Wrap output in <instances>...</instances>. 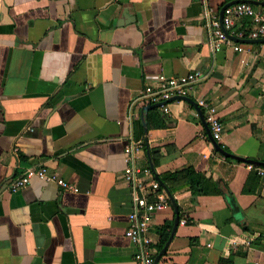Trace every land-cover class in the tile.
Listing matches in <instances>:
<instances>
[{
  "label": "crops",
  "instance_id": "1",
  "mask_svg": "<svg viewBox=\"0 0 264 264\" xmlns=\"http://www.w3.org/2000/svg\"><path fill=\"white\" fill-rule=\"evenodd\" d=\"M234 1L0 0V264H138L123 175L132 141L162 184L194 167L232 192L176 190L180 224L159 264H264V177L215 148L193 102L169 101L166 113L144 98L160 75L201 73L187 97L218 108L220 144L264 162V41L217 50L205 16ZM250 28L243 18L235 31ZM39 166L80 191L38 178L10 189ZM176 216L171 200L153 213L155 258Z\"/></svg>",
  "mask_w": 264,
  "mask_h": 264
},
{
  "label": "built area",
  "instance_id": "2",
  "mask_svg": "<svg viewBox=\"0 0 264 264\" xmlns=\"http://www.w3.org/2000/svg\"><path fill=\"white\" fill-rule=\"evenodd\" d=\"M205 16L212 30L213 43L217 50L225 44L234 43L226 30L242 39L264 38V11L255 7L249 2H239L226 8L223 20L221 15L213 7L207 6ZM243 18L251 20V28L248 30H237L235 26ZM241 49V47H240ZM202 74L192 72L180 76L160 75L156 85L147 86L144 98L149 104L167 102L162 105L164 112H170L168 102L179 96H189L196 88ZM198 104L205 109V120L210 126L212 134L217 141H221L224 132V125L220 119L218 108L210 104L205 98H200ZM144 142L132 141L126 146V159L129 163L124 171V179L133 185L135 209L130 213V226L126 235L135 243L141 246V250L136 255L138 264H154L155 255L152 250L154 239L150 235V225L153 213L159 209L170 205V198L161 182L155 177L152 167H141L136 164L138 154L144 150ZM257 173L264 177V167H255ZM38 178L44 181L55 182L66 190L79 192L80 188L60 177L56 173L50 172L45 166L30 167L22 175L15 178L10 183V189L17 191L30 184ZM186 223V219L181 220Z\"/></svg>",
  "mask_w": 264,
  "mask_h": 264
},
{
  "label": "trees",
  "instance_id": "3",
  "mask_svg": "<svg viewBox=\"0 0 264 264\" xmlns=\"http://www.w3.org/2000/svg\"><path fill=\"white\" fill-rule=\"evenodd\" d=\"M149 125L151 127L162 126L161 123L154 125L150 122ZM223 147L227 150L225 146ZM255 172L257 174V171ZM162 181L165 188H167L172 194L179 188L190 187L192 193L196 197L199 195H224L226 197L232 196V192L230 191V189H223L217 181H214L212 178L207 177L204 173L197 171L194 167H186L173 173H166L162 177ZM160 235L161 238L160 242L158 243L157 255L168 242L171 235V230H166V228L160 229ZM227 262L229 261L222 259L220 261V264H226Z\"/></svg>",
  "mask_w": 264,
  "mask_h": 264
},
{
  "label": "water",
  "instance_id": "4",
  "mask_svg": "<svg viewBox=\"0 0 264 264\" xmlns=\"http://www.w3.org/2000/svg\"><path fill=\"white\" fill-rule=\"evenodd\" d=\"M239 2H249V3H254L253 0H237V1H234V2H231L229 3L228 5L224 6L221 10V20H223V17H224V12L226 10L227 7L233 5V4H236V3H239ZM227 34L229 35V37L234 40V41H237V42H249V41H252V42H258V41H261L263 42L264 39H257V40H244L242 38H239L233 34H230L227 30H226ZM177 98H180V99H185V100H189L191 102H193L195 104V106L197 107V109L199 110L200 114H201V117L203 119V121L205 122V125L207 127V130H208V133H209V137L211 138L215 148L220 152L222 153L224 156L226 157H230V158H234V159H237V160H241V161H244V162H248L250 164H254L256 166H263L264 167V162L263 161H256V160H253V159H247V158H244V157H241V156H238L236 154H232L231 152L227 151L226 149H224V147L220 144L219 141H217L213 134H212V131L210 129V126L206 123L205 121V116H204V113H203V110L202 108L196 103L194 102L193 100H191L189 97L187 96H179V97H176L174 99H177ZM172 99V100H174ZM170 100V101H172ZM167 102H162V103H155V104H152L150 106L147 107V109H150V108H157V107H161L162 105L166 104ZM148 147V145H147ZM152 168L154 169V166L152 164ZM162 183V182H161ZM163 185V184H162ZM164 186V185H163ZM165 187V186H164ZM167 194L169 195V198L170 200L172 201L173 205L175 206L176 208V211H177V216H176V220H175V224H174V227H173V231H172V234L168 240V242L166 243L165 247L160 251V253L158 254V256L155 258V261H154V264H159L160 263V259L161 257L167 252L169 246H170V243L172 242L173 238H174V235L178 229V226L180 224V214H179V210H178V206H177V203L174 199V196L173 194L167 189L165 188Z\"/></svg>",
  "mask_w": 264,
  "mask_h": 264
}]
</instances>
